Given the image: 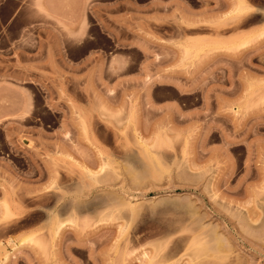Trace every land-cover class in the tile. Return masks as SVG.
<instances>
[{
    "label": "rangeland",
    "instance_id": "obj_1",
    "mask_svg": "<svg viewBox=\"0 0 264 264\" xmlns=\"http://www.w3.org/2000/svg\"><path fill=\"white\" fill-rule=\"evenodd\" d=\"M0 264H264V0H0Z\"/></svg>",
    "mask_w": 264,
    "mask_h": 264
},
{
    "label": "crops",
    "instance_id": "obj_2",
    "mask_svg": "<svg viewBox=\"0 0 264 264\" xmlns=\"http://www.w3.org/2000/svg\"><path fill=\"white\" fill-rule=\"evenodd\" d=\"M114 6V5H112ZM165 92L150 88L148 90V103L153 107H166V106H178L182 103V97L186 95H193L194 99H200L202 94H198L197 90L186 91L182 87L174 84H164ZM162 95V100L157 98Z\"/></svg>",
    "mask_w": 264,
    "mask_h": 264
},
{
    "label": "bare ground",
    "instance_id": "obj_3",
    "mask_svg": "<svg viewBox=\"0 0 264 264\" xmlns=\"http://www.w3.org/2000/svg\"><path fill=\"white\" fill-rule=\"evenodd\" d=\"M238 6L240 7V4H239ZM238 6H237V8H239ZM192 41H193V42H192ZM192 41H190L191 43L188 42V45L186 46V50H187V49H190V48H193V49H196V48H197V49H198L199 46L202 44V43H201V44L198 43V44H199V46H198V44H197V42H196V41L200 42L201 40L192 39ZM194 41H195V42H194ZM197 46H198V47H197Z\"/></svg>",
    "mask_w": 264,
    "mask_h": 264
}]
</instances>
